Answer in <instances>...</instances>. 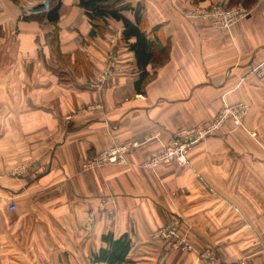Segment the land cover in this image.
<instances>
[{
	"label": "crops",
	"instance_id": "0c3cea01",
	"mask_svg": "<svg viewBox=\"0 0 264 264\" xmlns=\"http://www.w3.org/2000/svg\"><path fill=\"white\" fill-rule=\"evenodd\" d=\"M122 1L143 8L147 32L159 27L168 45L154 52L143 81L121 22L90 38L79 0H61L56 26L21 20L2 4L0 30L15 34L2 44L16 50L0 52V264H105L93 255L108 233L128 237L129 264H201L155 237L176 218L178 234L218 264H264V79L250 74L264 58V0L228 31L182 13L232 0ZM53 35L59 55L84 56L87 74L66 69L69 82L59 81ZM111 42L115 71L93 89ZM237 102L248 108L243 125L194 146L185 165L138 166L177 131ZM130 140L138 147L124 165L84 169Z\"/></svg>",
	"mask_w": 264,
	"mask_h": 264
},
{
	"label": "built area",
	"instance_id": "2783aa9c",
	"mask_svg": "<svg viewBox=\"0 0 264 264\" xmlns=\"http://www.w3.org/2000/svg\"><path fill=\"white\" fill-rule=\"evenodd\" d=\"M182 14L189 19L209 21L217 30L224 31L229 30L233 25L247 18L249 12L241 6H230L225 3H219L211 9L186 10ZM111 46V49L105 55L102 71L90 84V87L93 89H100L115 71L118 54L114 49L113 42H111ZM255 72L259 77H264V61L258 65ZM247 111L248 108L243 102L223 105L211 120L199 123L188 129L177 131L163 151L138 166L144 170L155 171L157 167L170 163H176L180 166L185 165L187 163V155L194 146L215 135L227 123L236 127L240 126ZM66 118L69 120L70 115ZM255 135V133L251 134L252 137H255ZM137 147L138 143L133 140L121 145H112L87 160L84 164V169L99 170L106 166L124 165L127 157ZM20 173L18 170L11 172L10 175L17 176ZM10 210H14V207H10ZM180 223H182L181 219L176 218L171 225L158 230L155 237L163 240H173L171 248L181 253L194 252L195 249L187 243L186 236L178 234ZM196 253L202 264H218L211 250L204 249Z\"/></svg>",
	"mask_w": 264,
	"mask_h": 264
},
{
	"label": "trees",
	"instance_id": "16d2710c",
	"mask_svg": "<svg viewBox=\"0 0 264 264\" xmlns=\"http://www.w3.org/2000/svg\"><path fill=\"white\" fill-rule=\"evenodd\" d=\"M256 1L239 0L246 7L252 6ZM60 3L61 0H52V6L45 15L46 20L55 26L59 20ZM78 6L84 11L89 22L90 38H102L108 30L110 22H121L123 27L121 42L128 44L129 50L134 55L137 68L141 71L140 81H143L147 75L145 69L153 61L154 52L158 50V52L166 54L168 45H164L159 39V27L151 29L149 33L147 32L148 24L144 10L140 6L133 7L122 0H79ZM126 13L131 14L133 19H128L125 16ZM51 47L58 56L59 67L55 73L61 83L67 84L69 82L70 78L65 71L66 69H71L73 74H79L81 70L86 74L88 73L87 63L81 53L77 52L73 60L59 55L56 35H53ZM101 241L105 248L93 255L94 263L129 264L126 257L130 250V241L126 235L116 238L108 233L101 237Z\"/></svg>",
	"mask_w": 264,
	"mask_h": 264
},
{
	"label": "rangeland",
	"instance_id": "374dc122",
	"mask_svg": "<svg viewBox=\"0 0 264 264\" xmlns=\"http://www.w3.org/2000/svg\"><path fill=\"white\" fill-rule=\"evenodd\" d=\"M2 1H0V9H2V4L6 5V6L9 5V8L13 9L15 11V13H17L16 15L19 16V18L21 20L27 19V20H24V21L34 22V23L39 24V25L40 24H42V25L45 24V23H43L44 21H46L45 15L50 10V8L52 6V0H2ZM213 6H215V5H213ZM213 6L207 8V9H211ZM230 6H241L245 10H247V11L249 10V6H247V7L244 6L242 3L239 2V0L235 1ZM17 10H18V12H17ZM10 29H11V33L8 32V33H4V34L0 30V37L2 36V38H1L2 40L0 41V52H2L3 50H5V51L9 50V52H11L12 50H16V47H15V45L13 43L9 44V45L8 44L7 45L6 44H2V43H5V41H4L5 38L4 37L6 35L8 36L7 38H9V39H11L10 37H12V35L13 36L15 35L14 34V29H12V28H10ZM224 31H228V30H224ZM7 46H8V48H7ZM263 61H264V58L261 59L260 61H258L257 63H255L254 65H252L250 67V74L253 75L256 79H260V80L264 79V77H259V75L255 72V69ZM244 119H243V121H244ZM243 121H242L241 125H243ZM227 124H230V123H227ZM241 125L237 126V127L240 128ZM221 129L219 130V132L221 131ZM219 132H217L215 135H217ZM215 135H213L211 137H214ZM187 243L189 245H191L188 241H187ZM196 252L197 251H194L193 253H195V255L198 258V255H197ZM187 253H191V252H187ZM240 263H244V262L241 261Z\"/></svg>",
	"mask_w": 264,
	"mask_h": 264
}]
</instances>
